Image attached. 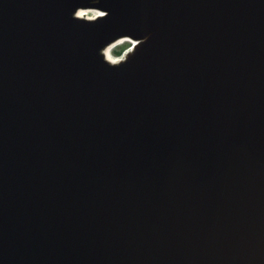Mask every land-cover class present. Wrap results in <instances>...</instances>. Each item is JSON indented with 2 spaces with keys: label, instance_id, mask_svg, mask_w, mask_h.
Here are the masks:
<instances>
[{
  "label": "water",
  "instance_id": "water-1",
  "mask_svg": "<svg viewBox=\"0 0 264 264\" xmlns=\"http://www.w3.org/2000/svg\"><path fill=\"white\" fill-rule=\"evenodd\" d=\"M0 264H264V0H0Z\"/></svg>",
  "mask_w": 264,
  "mask_h": 264
},
{
  "label": "bare ground",
  "instance_id": "bare-ground-1",
  "mask_svg": "<svg viewBox=\"0 0 264 264\" xmlns=\"http://www.w3.org/2000/svg\"><path fill=\"white\" fill-rule=\"evenodd\" d=\"M96 11V10H95ZM93 9H79L78 15L81 16L82 18L86 19L89 22H94L97 20H100L99 18L106 16L104 15H99L97 12H95ZM83 13V15H81ZM141 40H125V39H115L111 41L109 44H107L105 47H103L102 55L103 58L111 63H120L125 60L126 53H132L133 49L135 48L136 44H139ZM129 42L130 45L120 54L115 55L113 53L114 48L117 45H121L123 43Z\"/></svg>",
  "mask_w": 264,
  "mask_h": 264
},
{
  "label": "rangeland",
  "instance_id": "rangeland-1",
  "mask_svg": "<svg viewBox=\"0 0 264 264\" xmlns=\"http://www.w3.org/2000/svg\"><path fill=\"white\" fill-rule=\"evenodd\" d=\"M130 45L129 42H126V43H123L121 45H117L114 50H113V53L115 55H118L120 53H122L128 46Z\"/></svg>",
  "mask_w": 264,
  "mask_h": 264
},
{
  "label": "snow or ice",
  "instance_id": "snow-or-ice-1",
  "mask_svg": "<svg viewBox=\"0 0 264 264\" xmlns=\"http://www.w3.org/2000/svg\"><path fill=\"white\" fill-rule=\"evenodd\" d=\"M81 15H83V13H81ZM99 15H103L102 13H99Z\"/></svg>",
  "mask_w": 264,
  "mask_h": 264
}]
</instances>
